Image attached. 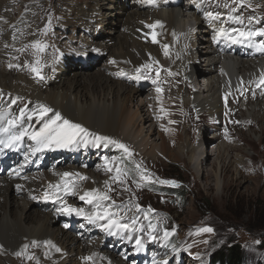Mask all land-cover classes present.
<instances>
[{
  "label": "bare ground",
  "instance_id": "bare-ground-1",
  "mask_svg": "<svg viewBox=\"0 0 264 264\" xmlns=\"http://www.w3.org/2000/svg\"><path fill=\"white\" fill-rule=\"evenodd\" d=\"M180 1L155 0L154 3H149L148 0H92V3L85 8L82 6L83 8L73 9L77 11L75 19H69V14L72 13L71 5L66 6L67 9H61L59 13L61 20L69 19V25H72L73 29L80 26L85 27L91 40L85 43L71 39L72 42H67L65 48L59 44L55 54L58 52L60 54L67 46L70 52L63 56L58 63L56 60H47L45 54L42 53L38 64L37 59L30 62L31 66L47 64L45 70L38 75L41 77L35 80L42 83L43 86L55 83L54 79L48 78L49 73H53L52 76L59 80L70 72V68H74L71 67L73 65L67 66L66 64V60H70V55L85 54L83 56L87 60L91 57L89 55L94 56V59L107 56L105 63L103 62L100 68L95 67L91 72H82L90 67L89 64H83L80 68L76 66L75 68L79 70H75L73 77L61 90L41 87L42 85L39 86L27 76H17L10 72L16 68V63L10 62L11 51L16 50L18 45L15 41L21 34L27 36L31 27L26 28L27 25H24L23 18H17L11 1H0V17H3V20H0V128L6 129V131L0 132V141L4 139L7 143L13 135L22 129H27L29 133L38 132L47 120L52 119L55 113L59 112L63 119L80 124L90 133L110 137L125 145H129L130 138L136 136L137 142L131 144L134 147L139 146L141 149V153H139L144 156H155L158 154L156 149H159L158 152L162 154L172 153L173 156L179 157L180 152L189 149L186 134L176 128L185 121L183 115L188 102L193 103L199 109H204L210 115H215V119H217L225 111L226 96L238 94L244 88L250 89V86H255L264 74V48L260 47L261 44H254L264 36L254 37L252 43H234L226 35H217L221 29L232 35H234L233 29L245 32L251 29L256 31L254 28L260 25L264 15H258L251 6V8L248 7L249 5L244 2L241 3L242 7H239L236 0L232 2L229 0V6L225 13H223L224 8H220L222 0H187V5L190 8L184 14ZM235 12L240 13L238 24L233 18ZM249 16H252L249 24L242 25L249 19ZM185 17L190 18L189 22L194 20V25L190 28ZM157 21L160 23L156 24ZM149 25H155V27H149ZM198 32L202 36L194 37V34L197 35ZM153 33L156 34V42H153ZM53 38L55 41L57 34L51 37V39ZM194 38L200 40V43L194 44L192 42ZM165 44L169 45L168 55L164 54L163 45ZM197 53L204 56V70L196 63ZM14 58L20 59L18 55ZM7 59H9L8 62H6ZM54 61L56 63H53ZM142 65H151V67H141ZM137 68L141 69L139 73L141 79L135 78L138 75ZM157 68H159L158 75ZM56 71L58 74L54 76ZM179 71L184 72L186 77H193V84H189V91L198 90V85L201 83L199 77L203 74L209 75L205 78L206 87L203 88L206 90V95L200 97L199 93L195 92L196 94L192 98L187 93H182L183 89L179 87L180 80H182ZM146 83L150 85L145 87ZM77 85L82 86L85 91L81 96L73 91ZM157 89L161 91L158 92ZM146 90L148 91L146 92ZM15 92L24 93L27 99L22 97L18 99L19 94L12 95ZM142 92L144 95H141V100L135 104L139 98L137 96ZM3 94L8 98L6 102L2 100ZM144 97L145 99H143ZM233 97L238 98V96ZM29 101L31 105L27 108L22 121L10 124L9 121L19 118L20 109L27 107L30 104ZM248 101L255 100L248 97L245 103ZM256 101H259L260 106L264 105V99H256ZM38 104L45 105L52 111L43 118H39L38 115L32 114L34 109L39 111ZM134 107L136 112H134ZM245 108L249 113H252L253 107ZM133 119H135L134 122ZM147 121L150 122L148 131L145 130L147 125L144 124ZM58 123H62V120ZM149 128L160 137L161 141L157 144V148L149 145L151 139L148 143V137H150L148 135L153 134L149 132ZM180 129L182 128L180 127ZM118 133L126 137L124 141L117 137ZM215 137L219 138V135ZM199 139L201 142H205L206 133H200ZM152 142L154 143V141ZM22 143L27 146L23 156L19 152V150H23ZM15 145H17L18 152L5 147L4 152L11 155L10 161L7 162L9 158L5 156L6 160L0 162V241L5 245V249L0 250V259L2 262L13 260L14 252L28 250L23 252L27 263L37 260L34 253L36 251L40 252L42 258L46 256L45 259H40V264L43 261L45 264L76 263V257L83 253L82 248L85 245L82 247L80 241H76L74 235L69 231L65 232L60 227H54L56 220L53 217L54 213L41 215L37 213V208L43 207L47 202H53L57 207L61 201L77 208L81 195L91 189L102 188L97 183V180H102L101 175L98 174V172H104L102 164H100L99 170L95 171L96 173L80 169L76 161H71L76 158L74 155H78V153L69 152L68 147L74 150L83 149L85 154H89L91 150L107 152L111 151V148L102 147L100 150L96 147H88L84 141L80 140L68 147L42 148L33 154L31 149L36 148L37 145L27 135ZM222 145L223 143L220 146L217 145L214 150L218 155L221 153ZM149 147H152L151 150H148ZM87 148L90 150H86ZM0 151H2L1 144ZM17 153L19 154L18 158H16ZM58 153H62L66 158L68 166L63 167L61 162H57L53 169L43 170V164L39 163L40 160L48 156L54 161L57 159L54 157ZM216 153L208 152L206 149L201 151L198 166H196L199 173L206 172L208 177L211 172L214 175L215 162L209 160L210 166H212L209 169L208 159L210 155L214 156ZM7 163H10V166L5 169ZM65 172L79 174L63 178L69 182L71 191L66 193L62 187L60 190L49 188V185H62V174ZM80 176L87 177V179H80ZM17 185L20 187L17 188ZM45 192H48L52 199H44ZM97 202L87 203V206L90 207L86 214L98 211ZM133 207L130 202L123 204L119 213L127 215L133 210ZM113 209L111 208V210ZM67 215L85 218L75 213ZM84 223L85 230L88 232L92 225L88 220H84ZM107 223L108 221L104 220L99 224ZM120 223L124 224V222ZM111 229L113 230L112 234L122 230L116 227ZM149 234H144L143 237L146 238V235L149 237ZM40 237L48 241H40ZM113 238L114 241H117L115 237ZM90 239L94 241L92 240L91 245L84 249L85 252L87 250V253H90L89 249L99 248L104 244L95 238L90 237ZM149 244L152 242L149 241ZM72 245L73 247H71ZM111 249H116V247H111ZM61 251H66V255H62ZM162 252L156 251L155 254L159 255ZM51 255H54L53 260L49 259ZM29 256L32 259H28ZM119 259L112 264H124L122 259ZM103 262L97 263L104 264ZM159 262L161 261L159 260ZM185 262L187 261L185 260ZM189 264H194L191 259Z\"/></svg>",
  "mask_w": 264,
  "mask_h": 264
},
{
  "label": "rangeland",
  "instance_id": "rangeland-1",
  "mask_svg": "<svg viewBox=\"0 0 264 264\" xmlns=\"http://www.w3.org/2000/svg\"><path fill=\"white\" fill-rule=\"evenodd\" d=\"M8 1H11L12 9L15 10L17 18H23L24 25H27L25 26L26 28L31 27L27 36L21 34L19 39L15 41L18 45L16 50L11 51L10 62L12 64L16 63V68L10 71L14 73L13 75L27 76L31 81L41 86L42 83H38L35 80L41 76L39 77L32 71L34 65L31 66V61L35 59L38 61L39 57H41L40 55L44 53L47 60H56L58 63L63 56L70 52L67 46L60 54L59 52L55 54L59 44L65 48L67 42H72L71 39L85 43L91 40L85 27L80 26L73 29V26L69 25V19H75L77 17L75 16L77 12L75 10L79 7H87L88 4L92 3V0ZM236 1L239 7H242L241 3L244 2L249 5L248 7L251 6L258 15H264V0ZM70 5L72 6V13L69 14V19L61 20L62 18H60L59 14L61 9H67L66 6ZM180 6L185 13L190 8L187 5V0H181ZM228 6L229 0H222L220 8H224L223 13L228 9ZM34 7L36 9H33ZM216 13H218V10H216ZM233 15L235 22L238 24L240 13L235 12ZM251 18L252 16H249V19L242 25H248ZM185 20L189 22L190 18L185 17ZM260 28H264V19L254 30ZM199 33L197 34L198 36L194 34V37L202 36ZM55 34H57V38L54 41V38L51 39V37ZM35 41L45 45L42 51H37L33 47ZM192 42L198 44L200 40L194 38ZM262 42H264V37L260 41L254 42V44H261ZM16 55L20 59L14 58ZM83 55L85 54L70 55V60L67 59L66 64L67 66L73 65L71 67L74 68H70V72L59 78V80L52 76L53 73H49L48 78L54 79L55 83L46 86L42 85L41 87L61 90L68 84L69 79L73 77L75 70H79L78 68L82 67L83 64H89L90 67L82 72H91L95 67L100 68L107 57L102 56L94 59V56L89 55L91 57L87 60ZM197 55L196 63L203 69L205 67L204 56L199 53ZM8 61L9 59L6 62ZM53 63L56 62L54 61ZM183 63L184 61L181 63L182 67ZM46 65H36L39 68V73L45 70ZM76 66L78 67L77 69L75 68ZM183 73L179 71L182 79L179 87L183 89L182 93H187L192 98L196 93H199L200 97H204L206 95V90L203 89L206 87L205 78L209 77V75L203 74L200 76L201 83L198 85V90L189 91V84H193L194 79L193 77H186V74ZM57 74L56 71L54 76H57ZM260 80L261 77L256 83V85L258 84L257 86H250V89L244 88L238 94L230 97L226 96L225 111L217 119H215V115H210L204 109H199L193 103L188 102L183 115L185 121L181 122V126L176 128L186 134L189 141V149L185 152H180L179 157L173 156L172 153L162 154L158 152L159 149H156L158 154L155 156H144L140 154L141 149L139 146L134 147L132 145L133 142H137L136 136H132L131 140L128 139L130 143L128 142L129 145H126L131 152V156L127 155L123 149L112 144H108L106 148H111V151L115 154L103 151L94 152L93 150L89 154H85L83 149L74 150L68 147L67 150L69 152L78 153V155H74L76 158L72 157L71 161H76L80 169L96 173L100 164H102L104 169L102 171L104 172H98L102 180H97V183L102 188L97 190L100 193H106L112 200L98 201L97 203L101 207L97 208V210L102 212L103 208L111 206L110 211L117 213L113 219L129 225L128 229H122L112 234V229L108 231L101 227V225L106 224H99L104 221L100 220L96 223L89 222L92 228L86 232L84 220L87 219L73 217L74 215L68 216L65 212L58 211L62 207L61 204L55 207V203L47 202L43 207H36L38 209L37 213L41 215L43 213H54L53 217L56 219L54 227H60L65 232L69 231L74 235L76 241H80L82 247L85 245L82 248L83 253L77 255L76 263L73 262V264H96L100 261H104V264H112L116 263L119 258V260L122 259L124 264H153V261L159 262V260L161 262L165 260L167 264H189L190 259L194 264H219L216 261V256L220 254L221 250L233 245H238L239 249L244 253L245 264H264V105L260 106L259 101H256V99H264V84H261ZM149 85V83H146L144 86L148 87ZM73 91L78 96L85 92L80 85H77ZM15 94H19L17 96L18 99H21V97L26 98L24 93H12L13 96ZM141 95H144V93L142 92L137 96L139 98L138 101H135V104L141 100ZM233 96H238V98ZM248 97H251L256 102L248 101L245 103ZM2 100L6 102L8 98L3 94ZM26 103L28 104V102ZM30 105L31 102L27 108ZM244 106L249 109L253 107L251 109L252 113H249ZM134 112H136L135 107ZM134 117L136 116L134 115ZM135 119H133V122ZM148 123L150 124L149 121L144 123L145 126L147 125L145 127L146 131H148ZM149 130L150 133H153L151 128ZM202 132L206 133L207 139L205 142H201L199 139V134ZM117 135L123 141L126 138L121 133ZM218 135L219 138H216L215 136ZM148 136H150L148 137V143L151 140L154 141V143L151 141L149 145L157 148V144L161 141L158 134L153 133ZM80 140L87 141L85 142L86 146L96 147L100 150L102 142H105L96 141L92 136L84 137ZM80 140L78 141L80 142ZM221 143H223V147L218 155L214 150ZM151 148L149 147L148 150H151ZM204 149L208 152L216 153L214 156L210 155L208 159L209 169L212 168L210 161L215 162L214 175L211 172L209 177L206 172L199 173L196 169L200 153ZM86 150L90 149L87 148ZM205 155L206 153L204 157ZM114 157L116 158L115 160H113ZM45 158L46 165L43 167L45 171L53 169L57 162H61L63 167L68 166L62 153H58L54 157L57 158L54 161H52L51 157L47 156ZM137 165L140 166L139 169L136 167ZM117 167L122 169L119 179H115ZM109 168H111V171H109ZM142 176H147L148 179H144ZM72 180H75V178H72ZM161 180L174 181L175 183L162 184L159 182ZM106 181L107 184L105 183ZM168 185L182 186L185 190V195L181 198L152 189V187L160 189L162 186ZM129 202L134 206L133 210L127 215L119 213L122 205ZM77 204V209H83L85 213L89 211L90 206H87L86 200L79 198ZM137 205H139V208H137ZM111 208L114 209L111 210ZM133 220H135V223H133ZM204 228H211L212 231H202ZM85 232L86 234H84ZM166 232L168 233L167 237L165 236ZM143 233H150L149 237L146 235V238H144ZM90 237L100 240L104 244L99 248L89 249L88 252L90 251V253H87V250L85 252L84 249L86 246L91 245L93 239L91 240ZM113 237L117 241H114ZM138 239L141 241L139 246L136 243ZM39 240L44 241L47 239L40 237ZM149 241L152 244H149ZM111 247H116V249H111ZM4 249L5 245L0 241V250L3 251ZM24 251L14 252V259L5 261L6 263L0 259V264H40V261L46 257L43 256L42 258L40 252L36 251L34 253L37 260L27 263L25 257H23ZM156 251L163 252L157 255L155 254ZM17 253L21 254L17 255ZM60 253L66 255V251H61ZM49 257V259H54V255ZM85 257H91V259H85ZM42 264H45V262L43 261Z\"/></svg>",
  "mask_w": 264,
  "mask_h": 264
},
{
  "label": "snow or ice",
  "instance_id": "snow-or-ice-1",
  "mask_svg": "<svg viewBox=\"0 0 264 264\" xmlns=\"http://www.w3.org/2000/svg\"><path fill=\"white\" fill-rule=\"evenodd\" d=\"M148 2L154 3L155 0H148ZM209 15H211V14H209ZM0 20H3V17H0ZM159 23H160L159 21L156 22V24H159ZM149 27L154 28L155 25H149ZM232 33H234V35L226 33L223 29H221L217 35L218 36L226 35L234 43H245V42L252 43L254 37L264 36V28L258 29L256 31H246V32L233 29ZM152 35H153V42H156V34L153 33ZM33 47L36 48L37 51H42L44 49L45 45L41 44L39 41H35L33 44ZM260 47L264 48V42L261 43ZM163 48H164V54L168 55L169 45L165 44V45H163ZM38 63H39V61H37V64ZM141 67L150 68L151 65H142ZM32 71L35 72L37 75H39V68L38 67L33 66ZM136 71H137L138 75L135 78L141 79L142 77L139 75L141 69L137 68ZM121 74H124V73L121 72ZM158 74H159V68H157V75ZM260 83L264 84V74H262V76H261ZM157 91L159 92L161 90L157 89ZM13 103H15V100H13ZM37 108L39 109V111L37 112L34 109L32 114L38 115L39 118H43L48 112L52 111V109H50L47 106L42 105V104H38ZM26 112H27V107L21 108L19 118H17L16 120H13V121H9V123L10 124L20 123L22 121L23 117L25 116ZM61 120H62V123H58V121H61ZM4 131H6V129L0 128V132H4ZM26 135L29 136L30 139H32L33 141L36 142L37 147L31 149L33 154L36 151L41 150L42 148H51L53 146L58 147V148L68 147L69 145L78 142V139H82V138L88 137V136H94V139L96 141H105L106 142L105 146H107L108 144L115 145L116 147L123 149V151L127 155L131 156V152L127 148L126 145L120 143L119 141L113 140L110 137L100 136L97 134L90 133L87 128H84L80 124H75L69 120L63 119L60 116L59 112L55 113V116L52 119L47 120L44 123L43 127H41L38 132L29 133L27 129H22L19 133L13 135L8 140L7 143L0 141V144H4V147H9V148L13 147V146H15V144H17L19 141H21L23 139V137ZM85 142H87V141H85ZM105 159L107 160V158H105ZM115 159L116 158L114 157L113 160H115ZM136 167L139 169L140 166L137 165ZM109 171H111V168H109ZM116 173H117V176L115 177V179H119L120 175L122 173V169L117 167ZM73 175H79V174H73V173H68V172L63 173L62 174V185L61 184L49 185V188H56L57 190H60L62 187L63 191H65L66 193L71 191V189L69 187V182L67 180H64L63 178L71 177ZM79 178L80 179H87V177H83V176H80ZM142 178L148 179L147 176H142ZM159 182L162 184L175 183L174 181H167V180H161ZM105 183L107 184V181ZM19 187L20 186L17 185V188H19ZM44 199H52V196L49 195L48 192H45ZM57 199H59V197H57ZM80 199L86 200V202L88 204H93L94 201L109 200L110 197L106 193H100L97 189H91L89 191H86L83 195H81ZM113 203H115V202L113 201ZM61 205H62V207L58 211H63L69 215H71L72 213H75L76 215H82L90 223H96L97 221H100V220H107L108 223L106 225H101V227H104L105 230L110 231L111 228H113V227H116L119 229H128L129 228L128 224H121L119 222V220L113 219V217L116 216L117 213L110 211L111 206H109L107 208H103L102 212L97 211L95 213L86 214L83 209L73 208L70 205L64 204L63 201H61ZM96 207L99 209L101 207V205L99 203H97ZM137 208H139V205H137ZM133 223H135V220H133ZM202 231L211 232L212 229L211 228H204V229H202ZM167 235H168V233L166 232L165 236L167 237ZM136 243L139 246L141 244V241L138 239L136 241ZM25 247H27V246L25 245ZM57 251H59V249H57ZM20 254L21 253H17V255H20ZM28 259H32V257L29 256ZM85 259H91V257H85ZM153 264H167V262L166 261H162V262L153 261Z\"/></svg>",
  "mask_w": 264,
  "mask_h": 264
},
{
  "label": "trees",
  "instance_id": "trees-1",
  "mask_svg": "<svg viewBox=\"0 0 264 264\" xmlns=\"http://www.w3.org/2000/svg\"><path fill=\"white\" fill-rule=\"evenodd\" d=\"M152 189L160 190L161 193L164 192L181 198L185 195L184 188L178 185L162 186L160 189L152 187ZM216 258V261L219 264H245L246 260L244 253L239 249L238 245H233L221 250L220 254H218Z\"/></svg>",
  "mask_w": 264,
  "mask_h": 264
}]
</instances>
